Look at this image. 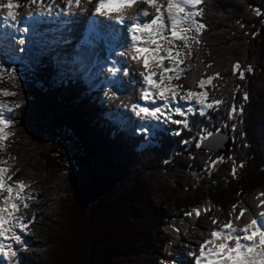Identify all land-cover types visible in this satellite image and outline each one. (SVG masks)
Instances as JSON below:
<instances>
[{
  "label": "trees",
  "instance_id": "trees-1",
  "mask_svg": "<svg viewBox=\"0 0 264 264\" xmlns=\"http://www.w3.org/2000/svg\"><path fill=\"white\" fill-rule=\"evenodd\" d=\"M199 7L207 29L203 43L193 41L177 84L206 89L207 102L223 103L143 149L142 137L124 136L100 115L83 83L54 85L51 62L23 83L0 80V89L15 93L2 157L12 181H25L35 196L20 264H158L164 227L187 209L207 200L224 208L264 187V0H204ZM207 76L213 79L201 89L197 82ZM218 131L232 138L226 154L197 150L204 135ZM72 141L77 152L67 156Z\"/></svg>",
  "mask_w": 264,
  "mask_h": 264
},
{
  "label": "snow or ice",
  "instance_id": "snow-or-ice-1",
  "mask_svg": "<svg viewBox=\"0 0 264 264\" xmlns=\"http://www.w3.org/2000/svg\"><path fill=\"white\" fill-rule=\"evenodd\" d=\"M35 3V0H31ZM81 0H67L69 6L75 3L76 6H79ZM91 2V0H89ZM139 2V0H98L95 7V12L101 15L107 16L111 11H122L126 6H132ZM143 3L154 7L156 9L157 15L155 17H150V13L143 11L138 13L136 16L132 17L133 21H136L140 17L148 18V22L143 24L142 27L136 26L138 32H148L151 34V44L154 47H134L133 51L138 55L132 56L133 60L142 59L143 68L145 71L140 72L143 82L148 86L144 89L141 98L145 101H151L155 103L156 99L159 98L161 101H164L162 110L161 107H155L149 109L147 107H139V114H144L145 117H163L165 122H171L175 124H183L187 127V120H172L171 116L168 114L171 109L168 108L169 103L175 101L178 97L184 100H191L196 98V102L199 103L202 107H207L212 109L214 106H218L223 103L222 100L216 99L211 102L208 101V94L205 89V85L210 83L213 79V76H207L206 79H200L198 87L205 89V91L194 92L192 90H186V94L181 95L180 89L181 85H172L168 83L165 86V81L171 82L173 79L180 80L182 79L181 73L185 71V68L182 67L186 64V59L194 55L192 50V41L195 45H200L203 43L199 36L202 30L207 29V25L203 22H198L194 19L196 16L203 14V10L199 7L203 4L204 0H167V16L169 25L165 24L163 19V10L157 4V0H142ZM19 5L14 3V0H7V3H0V8H7V15L5 19H16V13L13 11L18 8ZM193 9L195 11H193ZM259 14V13H258ZM118 22H123L125 17L117 16ZM155 26V27H154ZM195 32V36L189 35V33ZM137 40L140 39L139 36L136 37ZM182 40L184 41L183 51L180 49L174 42ZM166 53L161 54V53ZM168 60L170 63L165 66L164 61ZM150 61L156 63V67L159 69V72L152 71L146 74V71L149 68ZM209 64L207 67H211ZM240 64L237 62L233 66V73L235 74L237 70L240 69ZM248 71L251 72L252 68L249 66ZM174 73V75H173ZM159 75V81L155 80L154 77ZM215 77H219V73L214 74ZM239 76L241 79L244 78V72L240 71ZM158 89V92L152 93L149 89ZM0 95L4 96H14L15 93L0 89ZM244 99L247 100L248 96L245 94ZM0 107H7L5 105H0ZM133 107H137L134 105ZM175 114L184 116L185 113L179 108L174 109ZM236 113V108L233 106L229 110V118H231ZM203 115V111H201ZM9 127V121L6 120L2 115H0V151L4 148V142L8 139V136L4 134V129ZM179 134V133H177ZM213 135L212 132H208L202 137L203 140H207ZM196 147H201V143L197 142ZM11 159H16L11 157ZM221 160L223 158H220ZM0 163H6V161H0ZM214 166L215 162H211ZM8 171L5 167H0V190L7 189L9 196L3 201L6 205L5 207H0V240L8 238L10 234L11 239L15 244L22 243V236L17 234V229L21 233L27 231V228L30 223L34 222L35 216L32 217V220H27L25 216H15L14 213L20 211V203L23 202V207L25 209L29 208L30 205L27 202L29 199L34 197L27 191V188L30 187L25 181L18 180L12 183H6L5 173ZM19 171V169H16ZM233 176L236 174L235 165L232 170ZM11 176L7 177L8 181H11ZM16 192L15 200L12 198V193ZM264 207V203L260 205ZM235 210V205L232 206ZM10 209V211H9ZM209 208L205 209V212L209 211ZM247 209H242L240 214L236 216V219L239 220L243 216L244 212ZM8 212V215L5 216L2 213ZM193 212L196 214L197 219L200 217V210L198 208H193L191 212H186V216H191ZM231 215V214H229ZM261 217H264V212L260 213ZM212 224L215 226L219 224V221L212 219ZM254 229L249 234V230ZM212 240L223 238L222 242L216 244L213 249H209L207 255L212 257L215 256L217 259H208L207 264H264V219L258 220L256 218L252 219L251 222L245 225L243 228L237 229L233 226L232 220L229 219L228 222L224 223L222 227H214L210 233ZM259 237L258 244L260 246L259 251H257V243L255 238ZM212 240H205L200 245V255L196 257V264H201V259L206 255L205 245L212 242ZM235 240L233 245L231 241ZM248 241L251 243H244ZM9 251L11 256L15 257L17 255V250H14L12 243L5 245L0 242V253L4 257L9 256Z\"/></svg>",
  "mask_w": 264,
  "mask_h": 264
},
{
  "label": "bare ground",
  "instance_id": "bare-ground-1",
  "mask_svg": "<svg viewBox=\"0 0 264 264\" xmlns=\"http://www.w3.org/2000/svg\"><path fill=\"white\" fill-rule=\"evenodd\" d=\"M97 2L98 0H91V2H89V0H81L79 6H76L75 3H73L72 6L68 5L67 7H64L63 10L61 11L62 14H60L62 15V17L59 15L56 16L58 20H62V23L57 24V27L59 29L58 32H64V31L71 30L74 37H75V33H83L82 26L85 24V21L83 22V20L84 19L86 20L90 18L91 16L96 17V15H101L95 12V7H96ZM143 11H147L148 13H150V17H155L157 15L156 9L154 7H151L143 3L142 0H139V2H137L136 4L130 7L129 6L124 7L122 11H111L109 15L107 16L103 15L102 17L112 19V18H116L117 16H123L126 19L133 21L132 17L136 16L138 13L143 12ZM153 11H154V14H152ZM147 21H148V18L140 17L139 19L133 22L137 26L141 27L142 23L145 24ZM38 22H40V20L35 18L34 13L28 14L25 17V20L20 21V26L25 32V35H24L25 36V48L23 47V49L21 50L22 53H25V59H27L26 57L28 56V52L31 51L32 49L31 42L27 40L28 38H30L32 34L31 32L32 28L38 26ZM13 24H14V21L12 19H10L7 23H5L3 26V31L0 32V35L4 33V29L12 27ZM41 28L47 29L48 25L44 23L41 25ZM133 28L135 30V34L131 35L130 37L121 35L118 27H114V30L111 31L113 40L117 42L119 45H121V47H123L124 49L119 51V59H117V61L115 62L116 65L112 66L114 69H113L112 76L108 80V84L111 85L114 83L115 84L120 83V81L123 79L122 71L124 70V67L130 64L129 73L134 82L132 81L130 83H127L126 81H123L124 85H127L126 89L128 91V94L126 95V97L124 96L125 97L124 100L128 102L131 101V103L134 102L137 106V112H138L139 107H147L149 109H152L155 107H161L162 109H164L163 105L165 102L161 101L159 98L156 99L155 103L151 101H145L141 98L144 89L148 87L143 82L142 77L140 76V72L145 71V69L143 68V62H142V59L130 61L128 57L138 55L137 53L133 51L132 46L134 47H154V45H152L150 42V39L152 38L150 33L146 31L141 33L136 30V27H133ZM63 36H71V34L65 32V34L61 35V37ZM137 36H140L142 40L140 39L137 40L136 39ZM134 39L136 41H141V43L134 42ZM90 46L96 47L94 44ZM70 47L71 46H68V48ZM65 53L66 54L64 56L67 59L69 51H65ZM122 54L123 56L126 55L125 57H123V60L125 58L124 61L121 59ZM161 54L166 55V53H163V52ZM165 61H164V64L165 66H167L169 61L168 60H165ZM154 70H158V68L156 67V63L154 61H150L149 68L146 71V74ZM154 79L159 81V78L157 77H154ZM139 89L141 90L140 96H138L137 94ZM149 91L152 93H155V92H158V89L150 88ZM170 105L171 104L169 103L168 106ZM128 107L129 108L125 113H128L129 117L132 118L133 117L132 115L135 111L132 109L131 105H129ZM2 191L3 190H0V194ZM261 201L264 203V197L261 199ZM259 203L260 201H256L254 202V204L251 203V205L248 207L249 212L247 214H244L242 219H240L239 222L238 221L235 222L233 226L236 227L237 229H240V228H243L245 225L249 224L251 220L254 218L258 220L264 219V217L258 216V213L263 211L261 208H257V205ZM207 204L208 202L199 206L198 208L200 210L199 219H197L196 214L193 212L191 216L185 215V218L181 221V223H172L168 226V230L170 231L171 237L173 238V240L176 238L173 241V243H171L173 245L170 244L169 254L167 256V258L170 261H172L173 264H196V257H198L200 254L201 243L204 242L205 240H212L210 233L213 230V228L214 227L220 228L222 227L224 223L228 222V220L231 219L229 216H225L222 218L220 216H215L217 215L216 213L213 214V212H205V209L207 208ZM5 206L6 205L4 203L0 205V207H5ZM2 214L7 216L8 212H4ZM212 219L218 220L219 224L214 226L212 224ZM231 220L234 221V219H231ZM253 230L254 229H250L249 234ZM16 231H17V234H19L18 229ZM222 240L223 238L221 237L220 239L212 240V242L205 245L206 255L201 259V264H207L208 259H213V260L217 259L215 256H212V257L208 256L207 253L209 249H213L215 245L222 242ZM4 241H6L5 245L12 243L13 246L15 247L14 245L15 243L11 239L10 234L8 235V238L4 239ZM233 241H231V243L234 245L235 240ZM255 241L258 247L259 237H256ZM244 243L248 244L251 242L244 241ZM192 253H195V255L192 256ZM11 257H12L11 252L9 251L8 260H10Z\"/></svg>",
  "mask_w": 264,
  "mask_h": 264
},
{
  "label": "rangeland",
  "instance_id": "rangeland-1",
  "mask_svg": "<svg viewBox=\"0 0 264 264\" xmlns=\"http://www.w3.org/2000/svg\"><path fill=\"white\" fill-rule=\"evenodd\" d=\"M39 1L40 0H35V3L31 2V1L28 2V3H22L21 0H14V3H17L19 5L18 8L14 9V12L16 13V18L19 17V16L20 17L17 18V20L14 21V24L12 26H14L15 24H17V28L18 27H21L20 26V21L25 20V17L28 14H30V13H34V11L36 9H38L41 12H43V11H45V12H51L52 14H54L55 12L56 13L58 12L59 13L58 15L62 17V15H60V14H62L61 11L63 10L64 7H67L68 6L67 0H42L43 5L38 4ZM0 3L6 4L7 3V0H0ZM65 4H66V6H65ZM157 4H158V1H157ZM164 4H165V1L164 0H159V5L160 6L161 5L164 6ZM0 9H1V11H6V8H0ZM164 9H167V8L164 7ZM193 11H195V10L193 9ZM152 14H154V11L152 12ZM58 15H55V16H58ZM163 19L165 21V24L166 25H169L167 12H164L163 13ZM194 19L197 20V16L194 17ZM42 24H44V23H43V21L40 20V22H38V26L33 27L34 28L33 34H35L36 37H39L38 31L41 30V29H43V28H41V25ZM189 35L195 36V32L193 31L192 33H189ZM178 42H180L182 44V46H184V41L180 40ZM17 45H18V43L17 44L12 43V41L10 39L9 44L6 46V48L4 49V53H2V54L6 55L8 57H11L12 56L11 50L15 51V49H16V51H17V47H16ZM31 45H32V42H31ZM183 49H184V47H183ZM184 50H187V49H184ZM123 54L121 56V59L122 60H123V57L126 56V55L123 56ZM128 59L130 61H133L132 56H129ZM25 60H27V59H25ZM66 60H68V59H66ZM124 60H125V58H124ZM18 62H20V61H18L16 59V63H18ZM36 62H37V56L34 59H30L29 60V64H26L25 67H23V68H17V70L20 72V75L19 76H12L9 73L10 67H6L5 72L10 77L19 79L24 74H31V73H33L34 72V69L33 68H34ZM129 66H130V64H128L126 67H124V70H127L128 72H123V76H122L123 79L120 81V83H121L120 86L116 87V89L114 91H112V93L101 92L98 95V99H100L102 103L104 101L107 102V104H106L107 106L106 107H103L102 109H100V112L99 113H100L101 116H103V115L108 116L107 118H109V119H111V117H114V116H117L118 117V115H119L118 111H122V109L124 110L125 107L128 110V108H129L128 106L129 105H131L132 109L135 112H137V107H133L134 105H136L134 102L131 103V101L128 102V101H125L124 100V98L128 94V91L126 89V86L127 85H124V82L123 81H126L127 83H130V82L133 81L132 78H131V76H130V73H129L130 72ZM173 75H174V73H173ZM176 81H177L176 79H173L171 82L165 81V86L168 83H171L172 85H178L176 83ZM140 91L141 90L139 89L138 90V93H137L138 96H140V94H141ZM179 91H180L181 95H184V93H183V91H181V89ZM5 97L6 96H4V95H0V105L7 106V107H0V115H2L5 119H7L8 114H9V111L11 110V107L8 106L5 103ZM193 101L196 104L195 107H194V110L197 108L198 110L205 112L208 109L207 107H202L199 103H197L196 102V98H193ZM123 114H126L129 117V114L128 113H125L124 112ZM134 124H135L134 119H132L130 117L127 118V120H125V124L124 125H125V128L126 129H125V131L123 133L124 136H125V134H127L130 137L134 136L133 135L134 133H132V132H134V130L133 131L132 130L131 131L129 130V128H132ZM4 134H5V129H4ZM141 147H143V145H141ZM77 148L78 147H77V145H76V143L74 141L70 142V144L66 148V154H67V156L72 155V154H75V152H77ZM0 161H4V160L2 158H0ZM0 164H1L0 167H5V168L8 169V171L5 173V179H6V183H9V181L7 180V177L10 176V174H9L10 165H8V163H0ZM12 195L15 198L16 197V192L14 191L12 193ZM263 197H264V187H262V189H260V191H258V189H257L255 191H253L252 193L245 195L244 197L243 196L242 197H238L237 201H239V199H241V200L235 205L236 206L235 207V210H233V207L229 203L226 207L220 208L219 211H218V213H216L217 215H215V216H220L222 218L225 217V216H229L231 219H234V221H232V223L234 225L235 222H237V221L239 222L240 219L237 220L236 219V216H238L240 214V211L242 209H247V211L244 212V214H247L249 212L248 207L251 205V203L254 204V202L260 201V203L258 205H261L263 203L261 201V199ZM19 203H20V211L18 213H14L15 216H23V213H22V209L24 208L23 207V202L22 201H19ZM204 203H206V202H204ZM257 208H258V206H257ZM260 208L263 210L262 212H264V207H260ZM259 213H261V212H259ZM259 213H258V216L261 217L259 215ZM229 214H231V215H229ZM244 214H243V216H244ZM242 217H241V219H242ZM171 224H172V222H171ZM168 226L166 228H164L165 229L164 237H166L168 239V242L166 243V245L168 247H166V245H165L164 248H163V251L160 252L161 254H159L160 255L159 256V259L162 258V259L165 260V262H164V260H162L161 264H163V263H165V264H173L172 261H170L167 258L168 254H169V247H170L171 241L173 240V238L170 237L171 234H170V231L168 230ZM171 245H173V244H171ZM18 246L15 245L14 248L17 249ZM16 249H14V250H16ZM6 258L8 259V257H6ZM7 259H5V257L3 256V254L0 253V261H4L6 263L7 262L6 261Z\"/></svg>",
  "mask_w": 264,
  "mask_h": 264
},
{
  "label": "water",
  "instance_id": "water-1",
  "mask_svg": "<svg viewBox=\"0 0 264 264\" xmlns=\"http://www.w3.org/2000/svg\"><path fill=\"white\" fill-rule=\"evenodd\" d=\"M232 145V139L224 132L218 131L216 134L201 142L199 150L207 151L213 154L224 155L228 152Z\"/></svg>",
  "mask_w": 264,
  "mask_h": 264
}]
</instances>
